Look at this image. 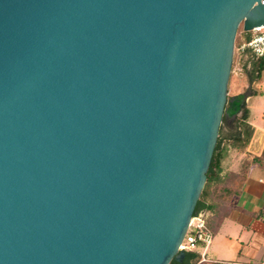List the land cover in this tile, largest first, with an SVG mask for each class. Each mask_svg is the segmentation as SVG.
I'll list each match as a JSON object with an SVG mask.
<instances>
[{
  "label": "water",
  "instance_id": "95a60500",
  "mask_svg": "<svg viewBox=\"0 0 264 264\" xmlns=\"http://www.w3.org/2000/svg\"><path fill=\"white\" fill-rule=\"evenodd\" d=\"M241 24L263 0H0V264L182 261Z\"/></svg>",
  "mask_w": 264,
  "mask_h": 264
},
{
  "label": "trees",
  "instance_id": "16d2710c",
  "mask_svg": "<svg viewBox=\"0 0 264 264\" xmlns=\"http://www.w3.org/2000/svg\"><path fill=\"white\" fill-rule=\"evenodd\" d=\"M251 32L244 30L243 24L240 25L236 46L242 41L249 39ZM240 63L243 65L249 82L257 80L264 69V57H257L253 52L247 50L243 53H235L234 66ZM240 115L227 123L224 118L221 125L220 134L208 171V178L197 203L195 213L200 211L211 212L212 215L207 220L211 230L218 227L225 216L228 215L231 203L235 197L242 192V187L249 177L252 168L256 165L264 164V150L261 155L247 154V158L242 163L239 172L223 171V160L228 150L227 144L232 145L239 152H246L255 132V127L249 122L251 110L245 102L239 111ZM226 123V129H223ZM201 260V254L197 250H184L182 261L173 259L170 264H193Z\"/></svg>",
  "mask_w": 264,
  "mask_h": 264
},
{
  "label": "crops",
  "instance_id": "0c3cea01",
  "mask_svg": "<svg viewBox=\"0 0 264 264\" xmlns=\"http://www.w3.org/2000/svg\"><path fill=\"white\" fill-rule=\"evenodd\" d=\"M236 66L243 68L240 63ZM241 77H246L244 69ZM251 124L255 132L246 152H241L243 156L249 153L261 155L264 150V128ZM227 171L235 170L223 168L222 173ZM212 232L214 239L209 248L210 260H199L193 264H264V164L252 168L241 194L232 201L228 215ZM193 250L201 254L203 249L199 245Z\"/></svg>",
  "mask_w": 264,
  "mask_h": 264
},
{
  "label": "built area",
  "instance_id": "2783aa9c",
  "mask_svg": "<svg viewBox=\"0 0 264 264\" xmlns=\"http://www.w3.org/2000/svg\"><path fill=\"white\" fill-rule=\"evenodd\" d=\"M248 32H251L250 38L237 45L235 51L238 53H243L247 50H250L257 57H264V24L256 26ZM232 73L242 76V66H234L233 64ZM211 215L212 213L208 211H200L197 214H194L189 223V227L182 245L180 246V249L182 250H193L200 245L203 249L200 262L210 260L208 254L209 248L214 239V234L208 226L207 220Z\"/></svg>",
  "mask_w": 264,
  "mask_h": 264
},
{
  "label": "rangeland",
  "instance_id": "374dc122",
  "mask_svg": "<svg viewBox=\"0 0 264 264\" xmlns=\"http://www.w3.org/2000/svg\"><path fill=\"white\" fill-rule=\"evenodd\" d=\"M248 80L249 79H247L246 77L242 78L241 76L232 73L229 83V96H233L238 93H247L248 95H250L248 102L246 100V103L251 110V117L249 119V122L258 127L264 128V69L260 73V76L255 83L251 84V82H249ZM227 123H230L229 120H227ZM223 129H226V123H224ZM254 146L255 148H257L256 143ZM227 148L228 150L223 160V168L225 170L234 168L235 171H239L241 169V162L243 163L248 155L246 154L243 156L241 152H239L230 144H227ZM256 174L257 173H255L254 175Z\"/></svg>",
  "mask_w": 264,
  "mask_h": 264
},
{
  "label": "flooded vegetation",
  "instance_id": "af4514ba",
  "mask_svg": "<svg viewBox=\"0 0 264 264\" xmlns=\"http://www.w3.org/2000/svg\"><path fill=\"white\" fill-rule=\"evenodd\" d=\"M240 93L238 94H235L233 96H229V101H232V111L231 112H228L224 118H226V120H229V122H233L234 119H236V117L238 115H240L239 111L241 110L243 104L246 102H244L242 105H241V108L239 110L236 111V106H237V102H238V99L236 98L237 95H239ZM236 104V105H235Z\"/></svg>",
  "mask_w": 264,
  "mask_h": 264
}]
</instances>
